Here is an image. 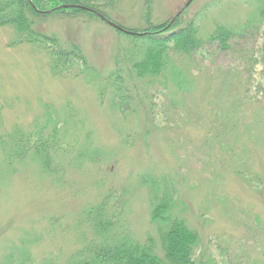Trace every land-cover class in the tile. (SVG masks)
<instances>
[{"label": "rangeland", "instance_id": "rangeland-1", "mask_svg": "<svg viewBox=\"0 0 264 264\" xmlns=\"http://www.w3.org/2000/svg\"><path fill=\"white\" fill-rule=\"evenodd\" d=\"M187 1L150 0L152 22L173 17ZM146 3L115 0L104 9L114 23L141 28ZM258 7L257 0H191L182 18L195 20L205 38L215 24L239 31ZM257 22L231 50L213 43L204 54L171 57L182 88L173 70L130 76V38L102 20L55 16L41 25L79 45L93 74L74 78L54 75L38 49L10 45L12 30L0 27V138L38 126L48 134L51 116L60 120V140L73 145L72 158L54 156L62 166L56 181L30 156L6 172L0 146V258L25 238L35 264L53 255L64 264L86 231L80 213L104 200L110 214L121 209L118 230L141 242L151 236L159 246L142 181L164 178L177 191L172 212L200 236L204 264H212L210 256L214 264H264V22ZM118 69L122 78L114 82ZM86 150L97 156L75 163L73 154Z\"/></svg>", "mask_w": 264, "mask_h": 264}, {"label": "trees", "instance_id": "trees-1", "mask_svg": "<svg viewBox=\"0 0 264 264\" xmlns=\"http://www.w3.org/2000/svg\"><path fill=\"white\" fill-rule=\"evenodd\" d=\"M115 0H0V27H8L13 36L10 45L28 44L43 52L49 59V69L54 75L73 78L92 73L86 68V60L79 45L73 41L61 42L54 34H48L41 27L42 23L51 17H88L102 20L98 14L110 20L106 6ZM259 7L255 10L248 23L239 31L223 24H215L212 32L205 38L199 34V26L195 20L184 23L182 14L174 15L169 19L154 24L150 15V0H147L144 11V26L141 28H124L132 31L125 33L128 36V49L124 51V60L127 62V73L136 79H153L163 72L173 70L171 57L187 56L193 53L204 54L207 45L215 43L220 52L232 49V43L242 37L243 32L255 28V22H264V0H257ZM103 21V20H102ZM245 30V31H244ZM264 53V49H263ZM178 71L173 70V77L179 79ZM264 76V69H262ZM93 74V73H92ZM121 70L113 73L115 79H120ZM96 75H94L95 77ZM262 79V77H257ZM101 83L102 79H98ZM186 77L184 76V79ZM182 81V79H181ZM179 88H182V83ZM117 84V83H116ZM97 85V84H96ZM116 86V85H115ZM105 87V86H104ZM119 89L115 88V91ZM117 94H122L118 90ZM119 100H123L120 95ZM127 99V97H126ZM120 100V101H121ZM128 100V99H127ZM264 107V100L262 101ZM117 106L119 105L116 102ZM123 105L128 106L127 103ZM122 106V105H120ZM52 123V130L44 134L45 127L38 126L34 131L23 132L14 130L3 139L0 146H4L3 153L6 172L13 164L22 162L27 156L36 158L40 168L56 181L60 178L62 166L54 162V156L71 157L73 145L62 142L58 135L59 119H48ZM63 124V123H62ZM220 136V131L217 132ZM74 140V139H73ZM229 147L228 152H235ZM70 155V156H69ZM73 158L82 162L85 158H93L94 151H80L73 154ZM232 155V154H231ZM72 158V157H71ZM80 160V161H79ZM64 163V162H62ZM5 175V174H4ZM240 176L246 179L245 173ZM151 177V176H150ZM256 183H261L254 177ZM250 181V179H248ZM142 185L149 191L150 220L158 231L159 246L155 240L148 236L144 241H138L132 235L117 229L121 209L115 204L116 211L110 214L107 201L86 207L79 215L85 232L79 236L80 246L67 259L64 264H204L201 259L203 253L198 255L200 236L197 230L191 228L184 218L174 214L177 191L172 179H144ZM262 201L264 202V186L262 187ZM54 219H50L53 223ZM26 239L19 245H12L0 258V264H35L31 251L27 248ZM53 256L43 259L42 264H60ZM210 262L213 258L210 256Z\"/></svg>", "mask_w": 264, "mask_h": 264}, {"label": "water", "instance_id": "water-1", "mask_svg": "<svg viewBox=\"0 0 264 264\" xmlns=\"http://www.w3.org/2000/svg\"><path fill=\"white\" fill-rule=\"evenodd\" d=\"M190 1H191V0H188V1L184 4V6L180 9L179 12H181V11H182V10H183V9L189 4ZM176 15H178V14H176ZM176 15H175V16H176ZM98 16H99L101 19H103L105 22H107L109 25H111L112 27H114V28H116V29H118V30H120V31H123V32L132 33L131 31H127V30H125V29L119 27L118 25H116V24H114L113 22L109 21L108 19H106V18L103 17L102 15L98 14Z\"/></svg>", "mask_w": 264, "mask_h": 264}]
</instances>
